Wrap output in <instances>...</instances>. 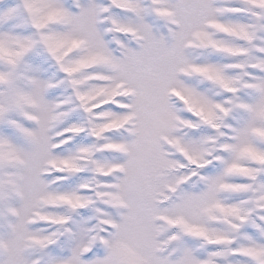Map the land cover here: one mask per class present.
I'll use <instances>...</instances> for the list:
<instances>
[{"label": "snow or ice", "instance_id": "obj_1", "mask_svg": "<svg viewBox=\"0 0 264 264\" xmlns=\"http://www.w3.org/2000/svg\"><path fill=\"white\" fill-rule=\"evenodd\" d=\"M0 264H264V0H0Z\"/></svg>", "mask_w": 264, "mask_h": 264}]
</instances>
